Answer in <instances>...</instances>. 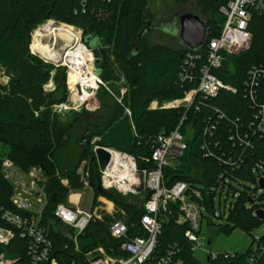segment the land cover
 <instances>
[{
    "label": "trees",
    "instance_id": "16d2710c",
    "mask_svg": "<svg viewBox=\"0 0 264 264\" xmlns=\"http://www.w3.org/2000/svg\"><path fill=\"white\" fill-rule=\"evenodd\" d=\"M174 1L180 5L188 2ZM196 1L204 13L209 15L205 21L208 27L207 39L218 37L224 23L219 9L226 0ZM150 4V0H113L111 3L90 0L87 10L82 13L80 0H0V65L14 78L9 86L10 93L2 95L0 91V205L12 209L13 188L2 173L4 156L23 172H29L35 167L42 170L44 184L50 196L44 215L45 223L53 217L52 211L56 203L65 202L70 190L83 187L78 174L82 165L89 174V186L94 195L106 198L117 209L124 211L133 234L148 195L123 197L114 191L100 193L99 170L93 159V149L98 146L125 152L136 158L140 169L152 168V162L144 161L151 157L152 139L162 132L169 133L176 129L186 116L181 131L187 148L174 165L163 170L166 185L170 187L182 181L187 184L189 193L192 190L200 191L203 197L201 204L213 215L212 201L218 188L226 186L228 191L235 194V189L225 182L227 178L248 182L235 204L230 206L227 223L221 228V232L229 234L236 228H241L251 234V230L261 222L255 217L254 211L264 206L261 197L258 198V205H248L250 193L256 191L250 187L251 184H256L258 176L253 170L259 164L264 165V136L254 140L253 149L246 150L233 148L229 136L232 125L237 120L244 128L253 121L254 110L244 82L251 67L264 65V14L254 13L252 17L249 29L253 40L250 49L226 56L222 68L215 72L225 84L236 88V93L222 90L216 97L204 101L198 95L189 109L180 106L150 110L149 105L154 100L160 103L181 100L186 92L196 89L199 68L205 61L204 56L198 61L193 81H181L179 74L187 52L182 43L177 48L152 46L148 34L150 30L142 34L148 28L147 22H151L148 20ZM97 15H106V18L99 20ZM49 20L81 29L83 44L91 50H102V57L95 60L102 80L112 81L118 66L128 84V91L121 102H118V94L112 92V87L99 88L98 95L101 90L104 91V97H110L114 105L105 124L92 126L90 132L82 135L80 153L72 167L62 165L60 150L65 145L64 137L73 129L75 122L63 123L60 119L65 115L52 112L54 104L65 102L68 98L64 69L58 70L53 78L55 90L45 93L43 86L50 81L54 66L30 53L32 31L40 23ZM65 25L63 26L73 30ZM73 35L78 40L74 33ZM33 46L34 43L32 49ZM204 51L205 48L203 53ZM261 91L264 93V81ZM102 107L105 106L101 102ZM41 108L44 110L41 111ZM126 109H129L131 116L126 114ZM82 113L73 111L66 115L73 114L75 120L80 116L77 114ZM221 114L224 118H220ZM207 125L213 133L211 137L206 136L213 155L210 157H206L202 150L205 139L203 130ZM96 138L98 140L93 143ZM216 143L219 145L216 146ZM228 155L238 162L235 169L227 163ZM222 156H225L222 158L225 163L217 159ZM58 171L60 176L68 180L67 187L60 183ZM197 184L202 188L198 189ZM53 197L56 198L55 203L51 202ZM172 208L176 216V208ZM120 217V214L107 216L106 222L110 223ZM95 226L100 232H104L106 239L87 233L83 240L95 246L119 244L108 236L106 224ZM186 230V225H177L172 220L163 225L162 235L159 237V248L162 251L170 245H179L186 264H250V250L254 242L264 243V235L259 239L253 238L244 253H234L228 257L224 253L217 254L215 259L209 256V261L202 263L194 257L192 246L185 239ZM51 233L56 237L55 231ZM261 259H264V255L257 261Z\"/></svg>",
    "mask_w": 264,
    "mask_h": 264
},
{
    "label": "built area",
    "instance_id": "2783aa9c",
    "mask_svg": "<svg viewBox=\"0 0 264 264\" xmlns=\"http://www.w3.org/2000/svg\"><path fill=\"white\" fill-rule=\"evenodd\" d=\"M89 1L80 0L82 13L87 10ZM103 1L111 3L113 0ZM219 13L224 17L219 36L210 40L207 36L203 47L187 50L183 59L179 78L183 82H191L198 61L203 56L205 58L199 68L197 88L186 92L181 100L163 103L154 100L149 105L150 110L180 106L189 109L198 95L204 101L216 97L222 90L236 93V88L225 84L215 72L222 68L226 56L237 55L250 49L253 40L249 29L250 23L254 13L264 14V0H226V3L220 7ZM47 22L52 25H65L51 20ZM70 48L73 49L74 46ZM85 48L92 51L86 46ZM66 54L67 52L64 54L65 61L61 59L59 62L68 69L66 77L68 98L65 102L52 106L53 114L63 116L83 109L97 110L100 106L94 105L93 102H96L99 88L103 86L100 75L84 67V72L72 87L70 75L76 69L74 66L71 67L68 59L66 61ZM91 55L93 56V53ZM263 81L264 65L251 67L244 87L254 110V117L245 128L242 124L239 125L238 120L232 125L229 140L233 148L253 149L254 140L264 136V93L261 91ZM44 90L48 93L55 90L52 79L44 85ZM126 114L131 116L129 109H126ZM220 118L224 116L221 114ZM185 122L186 116L182 118L176 129L169 133L162 132L152 139L151 157L144 160L146 163L152 162L154 164L152 168L140 169L134 156L107 148L105 149L110 154V164L103 171L99 170L97 164L99 184L104 191H114L123 197L148 195L143 204L139 224L133 234L126 222V213L116 210L115 207L109 209L104 201H99L102 197H99L98 205L89 210L68 206L65 202L56 203L52 211L53 217L45 223L44 215L50 203V196L44 184L45 177L42 170L35 167L29 172H23L13 162L5 160L2 164V173L12 185L13 193L12 209L0 205L2 223L0 224V264H186L179 245H170L163 251L159 248L163 225L172 220L177 225L187 226L185 239L191 244L193 252L202 246L200 233L204 215L201 208L203 201L201 192L192 190V193H189L187 184L182 181L169 187L166 185L163 173L165 168L174 165L183 156L187 148L181 131ZM212 134L211 128L207 125L203 130L205 139L202 144L206 157L213 156L209 149L210 142L206 139V136L211 137ZM96 140L98 139L96 138L93 143ZM218 145L216 143V146ZM98 148V146L94 147V156ZM224 157L216 158L225 163L222 159ZM227 163L232 169L238 166V162L234 161L231 155H228ZM262 168L264 165L259 164L253 170L258 176L256 191L250 194L257 198L256 205L259 204L257 191H262L259 189V180L264 178ZM78 174L81 182L86 187H90L89 174L83 167L79 169ZM63 184L68 186V180L65 179ZM31 200H37L40 207L34 209L30 205ZM248 205L251 207L249 203ZM172 206L176 208V216ZM262 208L264 206L258 209ZM114 214H120L121 217L107 223L106 217H114ZM96 224H106L108 236L117 240L119 244L95 246L83 240L87 233L93 237L106 239V235L103 231L100 232ZM92 225L94 226L91 227ZM51 231H55L56 237ZM224 254L226 257L234 255L228 252ZM263 255L264 243L254 242L250 250V264L257 262ZM210 256L215 259L217 254L210 253Z\"/></svg>",
    "mask_w": 264,
    "mask_h": 264
},
{
    "label": "rangeland",
    "instance_id": "374dc122",
    "mask_svg": "<svg viewBox=\"0 0 264 264\" xmlns=\"http://www.w3.org/2000/svg\"><path fill=\"white\" fill-rule=\"evenodd\" d=\"M150 8L148 11V20L152 22V25L155 26L153 30L148 32L149 41L152 46L157 45H165L171 48H177L180 45L181 41L178 36L179 30V17L185 13H192L194 15L199 16L202 20L206 21L209 17L208 14L204 13L203 8L196 0H188L185 4H178L174 0H150ZM97 19L101 20L106 18V15H97ZM49 22L44 21L40 23L31 34V44H30V53L40 59H42L45 63L54 66V69L51 71V79L54 84L53 78L57 75V71L64 69L65 75L67 77V67L62 65L59 61L50 62L44 59L38 52L37 48L40 44L50 46L54 52H57L60 55H64L68 47L66 45L73 43V39L64 34H56L57 38L53 36H43L40 37L38 34L40 29ZM53 26H62L59 24H54ZM67 26V25H65ZM72 28V32L80 38L81 45L83 31L79 28L68 26ZM69 33V32H68ZM71 36L75 37L73 34L69 33ZM46 35V34H45ZM35 38V42H34ZM76 38V37H75ZM57 39V40H56ZM78 41V40H77ZM34 43L33 49L32 45ZM84 45V44H83ZM53 46V47H52ZM85 46V45H84ZM64 53V54H63ZM95 68L99 69L96 67ZM117 66L116 74H114V78L107 79V81L102 80L103 86L106 89H111L112 92L116 95L118 94L117 100L122 101L126 92L128 91V84L125 80L123 72H121ZM100 75V74H99ZM65 77V82L67 78ZM13 75L8 74L5 67L0 65V91L2 95H6L10 93V83L13 81ZM50 79V80H51ZM62 80V77L60 78ZM48 84V83H47ZM55 85V84H54ZM109 87V88H108ZM43 91L44 86H43ZM118 92V93H117ZM48 93V92H45ZM105 92L100 91L99 95H96V102L93 104H99L100 108L95 111L81 110L79 112H83L82 114L73 119V114L62 117L60 119L63 123H68L71 121L74 123V127L71 131L68 132L67 136L64 137L65 145L62 150H60L61 162L62 165L71 166L77 162V157L80 153V139L82 135L86 134L87 131L90 132V127L95 126L97 124H105L107 122L109 113L111 112V108L114 105V101L110 99V97H104ZM102 105L105 107L101 108ZM119 102V101H118ZM93 105V106H94ZM44 108H41V111ZM78 112V113H79ZM76 115V114H75ZM190 132V131H189ZM8 160L5 156L3 157V162ZM82 167V165H81ZM264 172V168L261 169ZM57 176H60L59 171L57 172ZM60 183L64 185L65 178L60 176ZM63 181V182H62ZM225 182L229 184L232 188L235 189V194L232 191H228V187L218 188L216 194L214 195V199L212 201L213 204V215L209 214L206 208L202 205V212L204 218L202 220L201 233L200 238L202 241V246L200 249L194 250V257L198 259L202 263L207 262V258L211 254H222V253H244L248 250L253 238L259 239L264 235V221H261L258 226L251 230V234L242 230L241 228H236L233 232L229 234H225L221 232V228L226 225L227 218L230 212V206H233L238 199L240 192L249 184L248 182L238 179H226ZM83 184V183H82ZM198 189H201V185H196ZM252 189H255V185H250ZM232 190V189H231ZM259 197H261V203L264 204V190L257 191ZM130 198V197H129ZM99 197L94 195V192L91 188L86 187L83 184V187L80 189L70 190L66 196L65 203L68 206L79 207L81 209L89 210L91 207H96L98 205ZM132 200V199H131ZM30 205L37 209L40 207L37 200H31ZM116 208V207H115ZM116 210H119L116 208ZM115 216L117 214H114ZM208 240L211 241V244L208 245ZM254 264H264V259L255 262Z\"/></svg>",
    "mask_w": 264,
    "mask_h": 264
},
{
    "label": "water",
    "instance_id": "95a60500",
    "mask_svg": "<svg viewBox=\"0 0 264 264\" xmlns=\"http://www.w3.org/2000/svg\"><path fill=\"white\" fill-rule=\"evenodd\" d=\"M178 23H179L178 36L181 43L186 48V50H197L205 45L206 38L208 36V27H207V23L204 20H202L199 16L194 15L192 13H185L179 17ZM149 28L150 27H148L147 29L145 28L142 31V34L146 32V30L149 31ZM92 52L95 57V60H99L102 57V50L98 48H94ZM44 59L53 62L52 59L46 57ZM94 72L97 75L100 74V70L96 69L95 67H94ZM93 159L97 162L99 166V170L101 171L106 169V167L110 164V160H111L109 152L102 147H99L96 150ZM98 189L100 193L105 192L101 188L100 184L98 185ZM259 189L264 190V178H261L259 180ZM51 202L55 203L56 198L53 197L51 199ZM248 203L251 206L256 205L257 198L250 194L248 197ZM255 217L261 221H264V208L256 210ZM210 243L211 242L209 241L208 245H210ZM207 261H209V258L207 259Z\"/></svg>",
    "mask_w": 264,
    "mask_h": 264
},
{
    "label": "bare ground",
    "instance_id": "6f19581e",
    "mask_svg": "<svg viewBox=\"0 0 264 264\" xmlns=\"http://www.w3.org/2000/svg\"><path fill=\"white\" fill-rule=\"evenodd\" d=\"M64 29L68 30L70 33L73 34L71 29H68L64 26L56 27L53 25L43 26L40 29L38 34L40 35V37L53 36V37L57 38L56 34L60 33V34L67 35L73 39L72 40L73 43L66 45L68 47V50H66L67 54L65 55L66 61L68 59L71 63V67L74 66L76 69V71L70 75L71 76L70 77V82H71L70 85L73 87L74 86L73 84L79 80L82 73L84 72V70H83L84 67H86L90 72L94 71L95 57H94V55L93 56L91 55L93 53L92 51L87 50L84 45L80 44V38H78V41H77V39L75 37L71 36ZM73 46H74L73 49L70 48ZM37 52L44 58L46 57V58L52 59L54 61H60L61 59H62V61L63 60L65 61L64 55H60L61 53L58 54L57 52H54V50L50 46H47V45L45 46V45L40 44L37 48Z\"/></svg>",
    "mask_w": 264,
    "mask_h": 264
},
{
    "label": "crops",
    "instance_id": "0c3cea01",
    "mask_svg": "<svg viewBox=\"0 0 264 264\" xmlns=\"http://www.w3.org/2000/svg\"><path fill=\"white\" fill-rule=\"evenodd\" d=\"M179 21V20H178ZM183 45V44H182ZM89 188H91V187H89ZM92 189V188H91ZM100 199V198H99ZM99 201H104V203H106L107 204V207L109 208V209H111V208H114L115 207V205H114V203L113 202H111V201H109V200H107L106 198H104V197H102ZM72 206V205H71ZM72 207H74V206H72ZM210 240H208V242H209ZM211 242V241H210ZM211 244V243H210ZM208 259V258H207Z\"/></svg>",
    "mask_w": 264,
    "mask_h": 264
},
{
    "label": "flooded vegetation",
    "instance_id": "af4514ba",
    "mask_svg": "<svg viewBox=\"0 0 264 264\" xmlns=\"http://www.w3.org/2000/svg\"><path fill=\"white\" fill-rule=\"evenodd\" d=\"M147 26L150 27V29H149L150 31L153 30V29L155 28L154 25L151 26V22H147Z\"/></svg>",
    "mask_w": 264,
    "mask_h": 264
}]
</instances>
